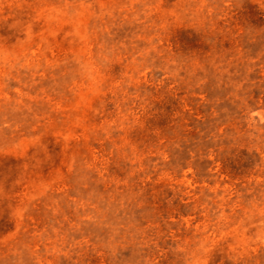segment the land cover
Listing matches in <instances>:
<instances>
[{
    "label": "rangeland",
    "instance_id": "obj_1",
    "mask_svg": "<svg viewBox=\"0 0 264 264\" xmlns=\"http://www.w3.org/2000/svg\"><path fill=\"white\" fill-rule=\"evenodd\" d=\"M0 264H264V0H0Z\"/></svg>",
    "mask_w": 264,
    "mask_h": 264
}]
</instances>
